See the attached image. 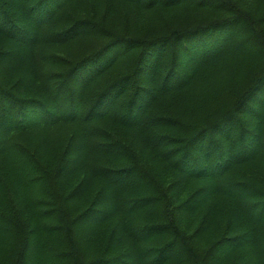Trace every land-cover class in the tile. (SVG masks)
Segmentation results:
<instances>
[{"label": "trees", "instance_id": "16d2710c", "mask_svg": "<svg viewBox=\"0 0 264 264\" xmlns=\"http://www.w3.org/2000/svg\"><path fill=\"white\" fill-rule=\"evenodd\" d=\"M77 1L0 0V41L8 45L0 47V62L10 61L0 63V73L21 74L12 84L0 81V264H216L236 252L244 253V264H264V130L259 127L264 121V97L258 94L264 88V68L224 108H217V102H202L195 108L191 92L193 83L224 53L221 47L231 32L221 39L223 43L212 45V37L219 32L240 27L248 36L254 35L252 40L263 45L260 57L264 58V34L255 32L259 27L252 13L241 10L235 0H122L130 8L159 6L167 10L192 1L201 9L215 6L223 15L169 33L154 34L158 28H150L145 39L109 31L110 38L94 53L71 61L44 50L68 44L82 31H108L105 23L89 18L64 20ZM179 46L184 49L179 51ZM157 51V57L150 60L147 54ZM128 54H132L128 69L89 98L85 92ZM181 54L186 58L184 66L178 64ZM261 63L264 67V61ZM180 70L187 75L179 78ZM124 92L128 93L125 98ZM190 92L185 99L192 102L186 108L187 116L203 119L209 115L201 124L182 126L183 120L176 114H156L157 118L148 114L154 102L174 97L176 103H183L175 97ZM152 124L161 125L164 132L146 136L151 150L172 174L185 177L186 184L202 182L199 201L212 202L229 216L228 227L238 234L222 240V248L215 244L203 256L197 254L180 233L174 213L177 207L172 208L164 190L154 192V199L131 193L135 191L132 177L148 178L134 154L128 157L131 163L119 168L102 164L104 158H118L127 151L120 136L108 134L110 126L128 135L143 128L150 133ZM175 127L180 132L175 133ZM44 143L50 151L52 144L55 147L53 154L45 152L46 159L54 161L51 170L40 164ZM67 157L65 165L62 159ZM74 165H88L104 182L101 203L110 207L104 210V217L106 213L118 215L130 225V217L135 218L140 210L157 209L155 215L147 214V226L132 228L130 233L134 242L152 239L146 251L130 258L100 251L91 256L87 253L89 257L80 255L82 243L75 228L91 210L73 216L65 206L58 209L54 202L61 200L64 205L71 197L62 193L63 185L48 196V203L33 195L48 176L57 189L67 166V176L74 175ZM251 210H255L254 217Z\"/></svg>", "mask_w": 264, "mask_h": 264}, {"label": "rangeland", "instance_id": "374dc122", "mask_svg": "<svg viewBox=\"0 0 264 264\" xmlns=\"http://www.w3.org/2000/svg\"><path fill=\"white\" fill-rule=\"evenodd\" d=\"M235 2L241 10H249L252 13L255 19L254 22L259 27V31L255 32L264 34V0H235ZM168 9L169 10L161 9L159 6L153 9L140 6L130 8L122 0H78L75 5L69 9L70 12H67L62 18L68 22L75 19L82 20L83 18H89L96 22L105 23L108 27V31L105 33H100L99 31L95 33H83L84 31H82V34L80 33L68 44L62 47L46 48L44 51L50 53L57 52L62 57L68 58V60L76 61L83 56L94 53L95 50L100 48L110 38L107 34L109 31L112 34L127 32L131 37L145 39L147 38V30L150 28H158L152 32L154 34H160V32L169 33L174 30L187 28L205 19H215L223 15L222 10H214L216 9L215 6H206L201 9L192 3V1H187L181 6ZM238 28L240 27H234L233 29L227 30L225 33L219 32L212 37L214 41L212 45H214V43H223L221 39H224L226 35L229 36L231 32V38L228 37L225 39L221 47V51H224L221 58L214 63L202 79L196 80L191 86V92H193L192 98H195L193 102H196V104L194 103L195 108L201 106L202 102H207L209 105L211 102H217V108L219 106L220 108H224L227 102L241 94L253 79L260 77L259 73H261L264 68L263 63H261V61H264V58L260 57L261 53H263L261 49L263 45L260 42L257 43L252 40L254 35L248 36L246 31L239 30ZM150 34H148V36ZM218 38H220V40ZM2 45L5 47L8 46L7 42L4 40L3 43L0 41V47ZM121 49L123 48H114L116 51ZM183 49L184 48L179 46V51ZM158 52L159 51L149 53L147 56L152 60L157 57L156 55ZM131 55L128 54L123 58L120 57L113 67L101 75L97 82L85 92L88 94V97L91 98L109 81L123 74L124 71L128 69ZM117 57V54H115V58ZM112 60H114V58ZM99 61H102L101 64H103V59ZM108 61L109 59L107 62ZM9 62V59H7L0 63H4L5 65ZM185 62L186 58H184L183 54L179 55V66L182 63L184 66ZM5 71L6 70H1L0 73V81L3 83L7 82L8 84H12L21 75ZM186 72L187 71L180 70L178 77L180 78L181 76L183 77V75H187ZM146 82L148 83L149 81ZM191 92L190 94L187 93V95L184 96L185 98L180 94L175 97L182 99L184 101L183 103H176L174 97L173 99H164L159 104L154 102L151 108L148 107V114L153 118H157L156 114L165 116L176 114L178 119L183 120L182 126L201 124L204 120L209 119V115H206L203 119L200 117V119H191L187 116L190 112L186 110V108L192 106V102H185V99L190 97ZM263 92L264 88L260 89L258 93L262 95V99L264 97ZM127 95V92L123 93L124 98L127 97ZM173 105H178L180 109H175ZM255 107H257V105L251 106L253 109ZM213 109H215V107H213ZM209 113L212 114L214 111L209 110ZM262 116L264 117V112ZM153 126L154 128H152ZM259 127L264 130V121H262ZM149 129L150 133H147V128H143L140 131L137 130L134 133L124 135L125 132L120 130L119 127L115 128L110 126L107 130L108 134L114 133L120 136L122 139L121 141L125 143L127 151H125V153L124 151L121 152L118 158H104L102 164L108 166V168H119L125 166V164L128 165L131 163L128 157L130 154H134L137 163H139L142 168L143 174H146L145 176H148V178L146 180H138L135 176L132 177L134 179L132 186L135 187V191L131 193L136 194L138 192L140 197L153 198L154 192L161 193V191L164 190L166 196L168 195L172 200V206H174L172 208L177 207L174 213L176 214L180 233L187 239L189 245H193L194 251L200 256H203L207 250L215 246V244H218L217 247H221L222 240L232 239L237 236L238 233L229 229L228 226H231V222L223 208H215L212 202L205 199L199 201L201 195H198V193L202 190L203 183L191 182L186 184L185 177L183 178L182 176L172 174L166 167V164L151 150L147 143L146 136L151 133H163V127H161V125L152 124ZM130 131L133 132L134 130ZM173 131L175 133L180 132V127H175ZM217 139H220V137ZM50 149L51 151L48 150L47 145L44 143L39 152L41 156L40 164L47 170H51L55 167L54 161H51L49 157V159H46L47 156H45V152L53 154V150L55 149V147L53 148V144ZM68 158L69 157L66 158V161L65 158H63L62 162L65 164V162H68ZM71 158L73 157L71 156ZM68 170L69 166L66 167L65 174L61 178H58L59 187H57V189L55 185H52L53 181L48 176L46 180L45 178L42 179L45 185L41 184V189H37L33 195L42 198L44 201L46 200V203H48L50 202V197L48 196L59 190L60 186L63 185V187H61L62 193L71 197L64 205H62L61 200L54 202L58 209L65 206V209H68V212L71 211L73 216L81 213L85 214L91 210V213L82 219L78 227L75 228L77 231L75 234L82 243L80 255L82 254L83 257H89L92 253L94 255L95 252L100 251L102 253L105 252L107 256L116 254L126 255L127 258H130L133 257L134 253L142 250L146 251L152 239L147 240V238L143 237L136 239V242H134L130 233L133 230L132 228H140L141 225L147 226V214L151 216L156 214L154 213V211L157 210L154 207L155 201L151 204L152 207L155 208L153 209L154 211L147 213V210H145V212L140 210L136 213L135 218L130 217L132 221L130 225H127V222L126 224L123 223L118 215L111 217L106 213V217H104V210H109L110 207L101 203L105 196L104 194L100 195V188L104 183H102V179L93 175L88 165L83 168H78L77 165H74L73 170L75 173L71 176H67ZM99 196L100 199H97ZM196 199L199 202L196 201L195 204L192 203ZM192 208L196 209L191 210ZM149 209H151V207ZM180 209H183V211ZM251 214L254 217L255 210H251ZM98 215L102 216L98 217ZM106 249L108 252H106ZM87 253H90L89 256ZM245 260L246 257L243 252H236L230 254L228 260L216 264H244ZM140 262L142 261L140 260Z\"/></svg>", "mask_w": 264, "mask_h": 264}]
</instances>
